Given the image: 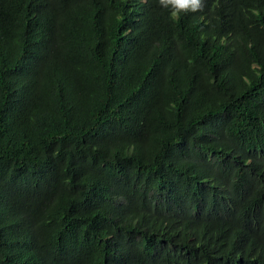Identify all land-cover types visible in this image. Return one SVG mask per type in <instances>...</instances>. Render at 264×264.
Returning a JSON list of instances; mask_svg holds the SVG:
<instances>
[{
    "label": "trees",
    "instance_id": "trees-1",
    "mask_svg": "<svg viewBox=\"0 0 264 264\" xmlns=\"http://www.w3.org/2000/svg\"><path fill=\"white\" fill-rule=\"evenodd\" d=\"M0 264H264V0H0Z\"/></svg>",
    "mask_w": 264,
    "mask_h": 264
},
{
    "label": "clouds",
    "instance_id": "clouds-1",
    "mask_svg": "<svg viewBox=\"0 0 264 264\" xmlns=\"http://www.w3.org/2000/svg\"><path fill=\"white\" fill-rule=\"evenodd\" d=\"M204 0H159V5L170 11L172 19H178L182 13H196L202 10Z\"/></svg>",
    "mask_w": 264,
    "mask_h": 264
}]
</instances>
